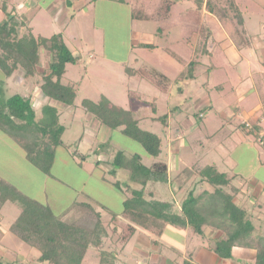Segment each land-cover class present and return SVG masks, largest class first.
<instances>
[{
    "label": "rangeland",
    "instance_id": "rangeland-1",
    "mask_svg": "<svg viewBox=\"0 0 264 264\" xmlns=\"http://www.w3.org/2000/svg\"><path fill=\"white\" fill-rule=\"evenodd\" d=\"M8 1L6 11L17 10L28 19L27 23L36 35L50 37L61 33L64 36L72 54L79 56V62L67 66L63 82L71 81L78 87V93L75 109L53 102L59 107L61 122L67 129L63 136L65 144L57 149L52 174L41 171L27 159L25 151L16 142L0 133V179L13 183L26 196L50 205L68 222L84 213L83 204L79 202L91 203L101 211L108 229L104 249L116 252L122 259L121 264H161L165 256L182 260L187 250H191L189 254L196 251L195 256L199 252L198 247H207L201 236L188 235V231L173 225H168L161 237L138 226L136 234L124 245L120 233L113 231L111 219L115 214L122 217L124 197L130 196L124 187L128 171L118 172L117 179L123 182L120 190L113 184L116 179L109 173L111 165L106 161V155L113 158L118 149L126 153L138 152L144 155V161L149 165L153 158L145 153L140 142L119 129L111 130L108 125H101L81 103L85 98L98 102L106 96L112 104L132 108L143 129L163 137V154L167 159L170 180L164 184L149 183L145 188L148 199L173 200L180 207L191 188L195 187V195L206 187L212 189L200 182L195 186L199 180L196 168L212 164L218 165L222 171L236 174V183L245 184L246 189H252L250 182L254 179L264 184V166L261 165L264 148L261 142L257 138L260 144L256 143L255 148L237 144L238 137L231 132L236 128L234 124L239 122L233 121L232 127L226 121L234 113V108L240 107L251 125L258 108H264V1L223 0V3L216 0V4H221L225 10L219 8L220 16L215 17L205 4L199 7L197 0H77L73 7L71 0ZM142 4L151 14V20L132 18L131 6L139 8ZM51 6L52 9L48 10ZM62 9L68 11V18L64 13L58 14ZM195 10L201 17L198 26L194 23ZM4 15L0 8V19ZM240 16L243 26H239L242 32L237 35L234 22L241 20ZM227 17H234L235 21ZM202 26L210 29V38H214V42L209 43L210 49L215 51L212 55L201 50L204 43L200 37ZM145 42L155 46L140 47ZM196 45L201 50L199 53L194 51ZM163 51L183 57L186 61H181L185 65L196 60L191 73L182 75L179 83H175V79L181 68L176 69L171 59H165V62ZM46 57L43 55L39 70L47 69L49 72ZM126 66L156 68L157 72L169 73L171 83L168 91L162 92L140 75H129ZM3 78L0 69V79ZM5 83L7 96L32 89L38 113L40 104L48 101L33 79H25L20 69ZM260 91L262 99L258 96ZM164 115H168L166 128L159 119ZM239 116L241 121H246ZM239 130L255 142L252 134ZM217 131V137L210 139L209 136ZM110 136L112 142L101 147ZM82 154H88L84 161ZM259 155L262 157L260 160ZM99 159L102 162L97 165ZM184 167L188 169L175 177ZM132 184L141 188L140 184ZM246 189L239 194L243 201L248 198ZM257 189L251 193L258 194ZM260 201L264 204L263 200ZM19 212L18 206L11 201L0 204V260L3 263L41 264L36 260L39 250L10 231V225ZM256 225L258 229L260 225L264 229V220L261 224L256 222ZM241 250H233L236 254L227 261L250 264L237 255ZM99 258L100 249L91 247L84 264H99Z\"/></svg>",
    "mask_w": 264,
    "mask_h": 264
},
{
    "label": "trees",
    "instance_id": "trees-1",
    "mask_svg": "<svg viewBox=\"0 0 264 264\" xmlns=\"http://www.w3.org/2000/svg\"><path fill=\"white\" fill-rule=\"evenodd\" d=\"M197 1L199 7L205 4L212 14L220 16L219 8L225 10L221 4L219 6L216 4V0ZM1 2L0 8L5 15L0 19V69L4 75V78L0 79V133L16 142L25 151V156L30 162L51 175L57 149L65 144L63 136L67 129L66 124L61 122L59 107L53 102L75 109L78 87L71 81L63 82V79L67 66L77 64L79 56L72 54L61 33L50 37L36 35L33 27L28 25V19L22 14L15 9L6 11L10 3L8 0ZM146 9L144 4L139 8L132 6V18L151 20V14ZM193 13L196 14L194 23L198 26L201 17L197 10ZM241 20L234 22L237 35H241L242 32L239 26H243V18ZM159 28L161 32L164 31L162 26ZM201 31L203 34H200V37L204 41L201 50L205 54H214L215 51L210 49L209 44L214 42V38H210V29L202 26ZM153 46L155 44H140V47ZM199 50L196 45L194 51L199 53ZM45 54L48 58L49 72L47 69L39 70ZM169 54L186 67L181 76L191 73V66L196 60H190L185 65L181 61L185 60L183 57L175 53ZM125 68L129 75H140L162 92L168 91L171 79L161 70L157 72L156 68L147 69L143 66ZM19 69L25 79H33L35 86L39 87L48 99L40 104V113L34 105L35 94L32 89L27 93L6 95L4 88L6 79ZM181 76L176 79V83H179ZM179 90L182 91V87H179ZM129 96L132 97V93H129ZM81 106L101 125H108L111 130L119 129L124 135L140 142L145 153L153 158V163L149 165L144 161V155L138 152L126 153L123 149H118L113 158L106 155V161L111 165L109 173L116 179L113 184L120 190L123 189V182L117 179L118 172L128 171L124 187L125 191L130 192V196L124 197L122 217L115 214L111 219L114 224L113 231L120 233L124 245H127L129 239L136 234L138 226L161 237L166 227L173 225L188 231V235L192 233L201 236V240L207 242L208 249L220 258L233 257L235 247L250 248L256 251L254 264H264V229L261 225L258 229L256 225V222L261 224L264 220L262 215L264 209L257 207L260 204L252 203V200H255L251 198L253 196L250 190L245 188V184L236 183V174L222 171L216 164L205 165L196 168L199 180L195 186L200 182L212 189L206 187L195 195V187L191 188L180 207L173 200L153 197L148 199L145 196V188L149 183L164 184L170 180L167 159L163 154V137L156 132L143 129L132 108L112 104L106 96H102L98 102L85 98ZM238 108H234L235 111ZM159 119H162L165 128L168 127V115ZM230 121L232 122V119H229ZM238 127L246 133L253 134L256 140L260 132L264 131V125L260 122H254L249 126L245 122H240ZM218 131L209 136L210 139L217 137ZM111 138L110 136L103 142L101 147L109 145L112 142ZM260 145L264 148V143ZM87 156L88 154H82V161L86 160ZM101 162L99 159L96 164L100 165ZM187 169L184 167L175 177ZM132 183L140 184L141 188L135 187ZM243 189H246L248 197L244 201L239 197ZM0 197L1 206L11 201L20 209L18 216L10 225V231L39 250L40 255L36 260L41 264H84L91 247L100 249L99 264H114L120 260L116 252L104 249V238L108 234V229L102 220L101 211L94 208L91 203L79 202L83 204L84 213L68 222L50 205L26 196L4 178L0 179ZM0 264L14 263H3L0 260ZM180 264L196 263L192 254H188L182 258Z\"/></svg>",
    "mask_w": 264,
    "mask_h": 264
},
{
    "label": "crops",
    "instance_id": "crops-1",
    "mask_svg": "<svg viewBox=\"0 0 264 264\" xmlns=\"http://www.w3.org/2000/svg\"><path fill=\"white\" fill-rule=\"evenodd\" d=\"M77 0H71V3H72V5H71V7H73V6H75V2H76ZM79 1V0H78ZM80 1H82V0H80ZM79 1V2H80ZM120 2H122V0H119ZM205 1H207V0H205ZM223 1V0H222ZM257 1H259L260 3H261V0H257ZM264 1V0H263ZM66 2H68V0H66ZM123 2H126L125 0L123 1ZM224 2V1H223ZM34 3V2H33ZM262 4H264V2H262ZM81 5V4H80ZM132 7V6H131ZM50 9H52V6H51V8L49 7V9L48 10H50ZM65 10L66 9H62L58 14H62L63 15V13H64V16L66 17V18H68V15H66V14H68V11L66 10V12H65ZM212 14V13H211ZM214 15V17L216 16V14H213ZM218 16V15H217ZM62 17V16H61ZM228 18V17H227ZM226 18V19H227ZM233 18L234 17H232V18H228V19H230V20H233ZM236 18V17H235ZM61 20H63V18H60ZM145 43H148V42H145ZM139 47V46H138ZM223 49H224V47H223ZM225 50V49H224ZM165 51H163L162 52V57H163V60L166 62V60L165 59H171V61H172V63L173 64H175V68L176 69H178L179 70V68H181V70H179L180 71V73H179V76H177L176 77V79L178 78V77H180L181 76V74H182V72L185 70V66L180 62V61H178V60H176L174 57H172L169 53H164ZM143 60V59H142ZM163 73H165V74H167L168 76H169V73H166V72H164V71H162ZM175 79V80H176ZM175 83H176V81H175ZM257 90V89H256ZM258 96L259 97H261V99H262V92L260 91L259 93H258ZM262 102V101H261ZM235 110V109H234ZM260 114L262 115V116H260ZM234 117H233V116ZM231 116H229V118L226 120L227 122H229V119L231 120L232 119V122L234 121H237L238 120V122L240 123V122H243V121H241L240 120V116L239 115H241V117L243 118V119H245V120H247L248 121V119H247V115H245L244 113H242V111H241V109H240V107L236 110V111H234V113L232 114ZM231 121H230V126H232L233 127V125L232 124H234V122L232 123ZM254 122H260V123H264V108H258V110L256 111V119L254 120ZM234 127H236L235 129L233 128L232 129V131L233 132H231L232 133V135H235V137H238L237 138V144L239 143H241L240 145L242 146V145H246V147L247 148H249V147H253V148H255V145H256V143L257 144H259L258 142H257V140L255 139V142L254 141H250L247 137L248 136H246L244 133H242L240 130H239V128H238V123H236V124H234ZM230 131H231V129H230ZM253 135V134H252ZM254 136V135H253ZM255 137V136H254ZM260 159H262V157L259 155V160ZM261 165H263L264 166V161L262 160V162H261ZM250 180V179H249ZM252 181V180H251ZM252 182H253V184H252ZM252 182H250L251 183V186H252V189L250 190V194H251V196H253V197H251L252 199H254L255 201H253V202H255V203H257L256 205H258V204H260V206H257L259 209H264V204H263V202L262 201H260V200H263L264 201V184H262V182L261 181H259V180H255L254 179V181H252ZM256 188H258L257 190V193L258 194H252L251 193V191L252 190H254L255 191V189ZM241 193H242V191H241ZM262 196H263V198H262ZM259 198H261V199H259ZM252 202V203H253ZM256 210V209H255ZM203 246L204 245H202V247L200 246V247H198L197 249H199V252H197V254L194 256V254H195V252L196 251H194V252H192V258H193V261L196 263V264H234L233 262L231 263H229L227 260L228 259H226V260H224L223 258H220V257H218L212 250H210V249H208V247H204L203 248ZM170 248V247H169ZM237 249H243V250H241L240 252H238V256L239 257H241V258H245L246 260H248L249 262H250V264H254L255 263V255H256V251L255 250H253V249H250V248H241V247H235L234 248V250L236 251ZM234 251V253L233 254H236V252ZM189 252H191V250H187L185 253L186 254H184V257L186 256H188V254H189ZM204 259V260H203ZM122 259H120V260H118L117 262H115L114 264H121L122 263V261H121ZM182 260H179V258H177V257H172V258H167L166 256L165 257H163V259L161 260V264H180V262H181Z\"/></svg>",
    "mask_w": 264,
    "mask_h": 264
},
{
    "label": "built area",
    "instance_id": "built-area-1",
    "mask_svg": "<svg viewBox=\"0 0 264 264\" xmlns=\"http://www.w3.org/2000/svg\"><path fill=\"white\" fill-rule=\"evenodd\" d=\"M244 122H245L248 126L250 125V124L248 123L247 120L244 121ZM258 140H259V142H261V144L264 143V131H261V132H260L259 137H258Z\"/></svg>",
    "mask_w": 264,
    "mask_h": 264
}]
</instances>
